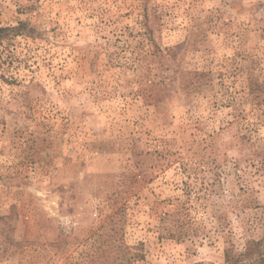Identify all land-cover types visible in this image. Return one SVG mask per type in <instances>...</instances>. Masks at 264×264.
Instances as JSON below:
<instances>
[{"label": "rangeland", "instance_id": "obj_1", "mask_svg": "<svg viewBox=\"0 0 264 264\" xmlns=\"http://www.w3.org/2000/svg\"><path fill=\"white\" fill-rule=\"evenodd\" d=\"M19 21L0 264H223L263 236L264 0H0Z\"/></svg>", "mask_w": 264, "mask_h": 264}, {"label": "trees", "instance_id": "obj_2", "mask_svg": "<svg viewBox=\"0 0 264 264\" xmlns=\"http://www.w3.org/2000/svg\"><path fill=\"white\" fill-rule=\"evenodd\" d=\"M25 23L19 21L14 27H0V34L3 32L11 31L14 33L22 32L25 28ZM28 28V27H27ZM26 28V32H31V28ZM264 80H250L249 92L259 99L263 95ZM224 263L223 264H264V234L260 239L247 240L243 251L235 253L232 248L224 250ZM203 264V263H194Z\"/></svg>", "mask_w": 264, "mask_h": 264}]
</instances>
